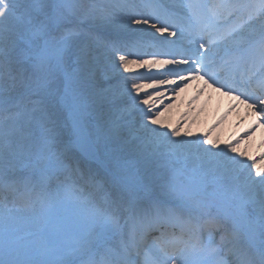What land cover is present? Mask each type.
I'll use <instances>...</instances> for the list:
<instances>
[{"label": "snow or ice", "instance_id": "snow-or-ice-1", "mask_svg": "<svg viewBox=\"0 0 264 264\" xmlns=\"http://www.w3.org/2000/svg\"><path fill=\"white\" fill-rule=\"evenodd\" d=\"M184 7L195 45L189 54L145 59L113 48L125 71L170 66L148 77L151 84L133 79L131 92L160 89L162 98L165 86L183 91L198 80L264 117V0H186ZM98 8L95 0H0V193L32 206L54 187L93 189L90 224L70 244L54 242L41 225L16 235L7 218L0 221V264H264V170L256 161L225 153L231 165L216 178L214 196L232 210L228 226L203 195L207 176L162 162L192 142L158 130L159 113L141 110L118 136L135 163L113 137L91 130L78 86L87 55L80 38L85 21L111 19ZM126 19L129 31L153 40L178 34L167 13Z\"/></svg>", "mask_w": 264, "mask_h": 264}, {"label": "bare ground", "instance_id": "bare-ground-1", "mask_svg": "<svg viewBox=\"0 0 264 264\" xmlns=\"http://www.w3.org/2000/svg\"><path fill=\"white\" fill-rule=\"evenodd\" d=\"M97 1L95 0V3ZM251 2L258 3V0H252ZM184 3H186V0H128L126 6L132 8L130 14L149 15L156 12L163 19L164 14L167 13L175 19L176 25L182 27L185 26L188 19V13L187 15L184 14L185 11L187 12ZM109 12H112L110 20L100 19L95 25L85 21L83 25L84 32L80 38V47L83 40L90 41L87 48L82 47L88 54L90 62H92L93 57L97 58V56L95 57L97 52H107L111 55L112 60L106 62L105 65L99 64L94 76L80 78L78 86L82 91L86 117L91 130L100 136L113 137V146L117 148L118 153L125 155L130 162L135 163L130 150L120 143L118 136L124 134L131 124L137 123L138 117L142 114L141 110L159 113L160 124L163 127L160 125L155 126L158 130L167 132L169 136H171L173 130H178L179 134L172 137V139L192 142L185 144L180 152L164 157L163 163L178 166V168L206 171L208 177L217 175L218 178L221 172L224 171V165L226 163L231 165V161H228L225 157L226 153L227 157H235L236 160L242 161L244 164L250 165L253 161H256L257 166L264 170V139H261L264 128L258 126L260 121L264 123V117H261L260 114H253L246 104L233 100L232 96L221 95L214 88H208L201 84V81H197L194 85L191 82L188 87L184 88V94L179 99H163L160 102V98H151L149 101L153 108L150 110L148 109L149 106L139 102L141 98H148L149 91L144 88L139 94L131 92V81L135 79L137 82L146 85L149 82L148 77L158 76V73L139 72L140 68H150L148 65L141 66L139 63L130 64L128 71H125L122 67H119L118 58L113 55V48L117 47L122 51H130L145 56L153 52L156 47V51L165 56L164 54L181 53V47L166 45L163 38L153 40L151 36L145 33L131 32L128 30L127 23L120 26L114 18L117 16L126 17L127 15L123 9L121 11L111 8L102 16L107 15ZM151 32L152 30L149 31V33ZM144 37L148 45L142 47L144 45H141L139 40ZM173 39V43L176 40L180 41V33L178 32ZM103 70L110 71L109 76L115 74L117 76L113 79L112 86L107 87L110 95H114L115 99H112V101L106 95L97 93L96 86H103V82H101L104 80V77H102L104 75ZM95 78H98V80ZM142 79L146 80L145 83L140 82ZM105 103H107L106 106H104ZM109 106L112 108H108ZM212 120H214L213 123ZM111 126H113V129H110ZM205 138L207 142H205ZM230 146L234 147L236 151H231ZM214 153L217 155H213ZM240 153H244V156H241ZM216 157H218L216 163L209 167L208 165ZM252 157L254 159L247 162ZM260 161H262L261 164H259ZM253 175H255L254 171ZM214 186L217 188V179ZM65 188L66 191L72 193L71 197L64 195L65 191L56 187L46 195L44 200L36 202L32 206H25L19 201L12 203L11 197H9V201L4 202L6 200L5 195L0 193V221L7 218L13 233L16 235H21L36 225H46L47 231L51 229L48 235L54 242L72 243L74 240L69 237L68 229L78 226L70 222L63 228V224L73 219L87 218L89 212L93 211L92 204L89 203V195L93 192V189L85 186L77 192L72 187L65 186ZM203 195L208 200L211 197V194L206 191ZM72 201H82L84 205L80 206L75 213L69 211L66 214L67 217L63 219L51 220L49 216L52 213V208L63 202L71 203ZM172 203L177 204L178 201ZM211 210L213 214L223 217L225 223L231 226V213L226 211L224 207L219 208L216 205ZM217 211H220L221 215ZM51 223L55 224L50 226ZM88 226H82L79 230L77 228L78 235L82 234V231L85 232Z\"/></svg>", "mask_w": 264, "mask_h": 264}, {"label": "rangeland", "instance_id": "rangeland-1", "mask_svg": "<svg viewBox=\"0 0 264 264\" xmlns=\"http://www.w3.org/2000/svg\"><path fill=\"white\" fill-rule=\"evenodd\" d=\"M96 4L99 6L98 10H97V14L102 16L103 13L105 12H108L111 8H112V5L113 4H119V5H122L123 6V10H125V13L126 15L127 14H130V12H132V8H129L128 6H126L128 4V0H98L96 2ZM118 17V16H117ZM114 18L115 20H117L119 22V25L121 26L122 24H126L127 23V19L126 17H118V18ZM98 20L100 19H91V20H88L89 22L92 23V25H95ZM148 31H151V29H149ZM167 34H165L166 36ZM156 36L158 38H160L159 34H156ZM163 36H161L162 38ZM172 37H170V39L167 41H170ZM145 38H142L140 41H141V44L147 46V42H145ZM162 40V39H161ZM165 40V37H163V42L167 45V42ZM90 45V41H87V40H83L82 43H81V47H84V48H87L88 46ZM192 47H195L194 44H192ZM157 54L156 55V58L158 59H162V58H167L166 56H163V55H160V53H157V51H154L152 53H148L146 54L145 56L143 57H147L146 59H151L152 58V55L151 54ZM88 55V54H87ZM86 55V62H85V70L82 71L81 73V77L80 78H83V77H86V76H94V72L96 70V68L98 67L99 64H103L105 65L106 62H110L112 61L111 60V55L108 54L107 52H97V54L95 55V57L97 56V58H94L92 59V62H90L88 60V56ZM89 64V67L87 66ZM91 65V66H90ZM169 67L170 66H164L163 68H157V67H151V68H140L139 69V72H142V73H149V72H155V73H158V75H160L161 73H164V72H167L169 70ZM103 73L104 75L102 77H104V80H102L101 82H103V86L102 85H97L96 88H97V93H102L104 95L107 96V98L110 99V101H112V99H115L114 98V95L111 96L110 95V92L107 91V87H110L112 86V84L114 83V78H116V74L113 75V76H109V73L110 71H107V70H103ZM96 80H98V78H95ZM146 80L142 79L140 80V82H143L145 83ZM198 80H194L192 81V85H194ZM152 83V80L149 79V82L148 84H151ZM147 85V84H146ZM174 87V86H171V85H167L165 86L162 91H163V97L160 98V102L163 101V99H179L180 97H182V95L184 94V90L183 91H180L179 89H177L175 92L171 91V88ZM214 88V87H213ZM215 89V88H214ZM145 90H148L149 91V94H151V96H148L147 99H151V98H158L156 93L158 91H161L160 89H153V88H149V87H145ZM113 97V98H112ZM158 103V102H157ZM107 103L104 104V106H106ZM108 108H112V107H108ZM153 107H151L150 109H152ZM149 109V108H148ZM149 109V110H150ZM137 114V112H135ZM214 122V120H212V123ZM260 124V123H259ZM264 127V125H262ZM110 129H113V126L110 127ZM262 139H264V134L263 136L261 137ZM196 154V152L194 153V155ZM193 155V156H194ZM218 157L216 158H213V161L208 165L209 167L212 166V164H215L216 163V160H217ZM252 159H254V157L250 158L249 160H247V162H250ZM262 161L259 162V164H261ZM178 168V166H175ZM223 168V167H222ZM263 168H264V165H263ZM180 169H183L184 171H186L189 175H192V174H195V175H205L207 176V183L204 185V188L206 189V192L210 193L211 194V197L209 199V201L211 202H215L216 205L219 206V208H222L224 207L226 209V211H228L229 213L232 212L231 209H229L226 205H224L222 202H220L215 196H214V192L216 191V186L215 185V180H216V176L217 175H214V176H210L208 177V174L206 173V171L202 172V170H195V169H187V168H180ZM68 199V198H66ZM84 202H78V201H72L71 203L69 202H63L62 204H58V206H56L55 208H52V213L50 214V218L51 220L53 221H56V218H60V219H63L64 217H67V213L70 211V213H75V211L80 207V206H83ZM217 213H220V211H217ZM92 214H93V211L89 212L87 218L85 219H73L69 222H65L63 224V228L66 227V225L70 222H72V224H75L76 226L78 227H74V228H69L68 229V232H69V237L72 238V240H74L77 236H78V232H77V228L78 230L80 229V227L84 226L86 227V225H89L90 224V221H91V218H92ZM55 223H51L50 226L54 225ZM71 224V225H72ZM43 228L46 227V225H43L42 226ZM88 228V227H87ZM55 229V227H54ZM51 231V229L49 231H47V233H49ZM83 233V231H82ZM27 232H23L21 235H26ZM33 258V257H32Z\"/></svg>", "mask_w": 264, "mask_h": 264}]
</instances>
